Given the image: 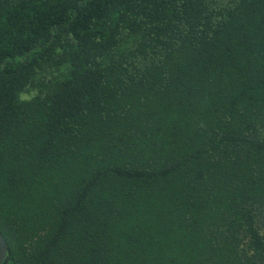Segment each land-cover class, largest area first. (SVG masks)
Returning a JSON list of instances; mask_svg holds the SVG:
<instances>
[{"label": "trees", "instance_id": "16d2710c", "mask_svg": "<svg viewBox=\"0 0 264 264\" xmlns=\"http://www.w3.org/2000/svg\"><path fill=\"white\" fill-rule=\"evenodd\" d=\"M1 264H264V0H0Z\"/></svg>", "mask_w": 264, "mask_h": 264}, {"label": "water", "instance_id": "95a60500", "mask_svg": "<svg viewBox=\"0 0 264 264\" xmlns=\"http://www.w3.org/2000/svg\"><path fill=\"white\" fill-rule=\"evenodd\" d=\"M5 255H6V243L2 234L0 233V264L4 259Z\"/></svg>", "mask_w": 264, "mask_h": 264}]
</instances>
